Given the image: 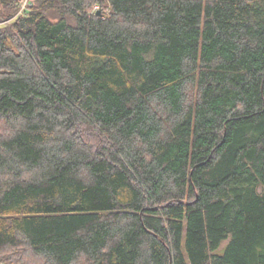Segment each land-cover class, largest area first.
Wrapping results in <instances>:
<instances>
[{"label": "trees", "instance_id": "trees-1", "mask_svg": "<svg viewBox=\"0 0 264 264\" xmlns=\"http://www.w3.org/2000/svg\"><path fill=\"white\" fill-rule=\"evenodd\" d=\"M18 2L0 264H264V0Z\"/></svg>", "mask_w": 264, "mask_h": 264}, {"label": "built area", "instance_id": "built-area-1", "mask_svg": "<svg viewBox=\"0 0 264 264\" xmlns=\"http://www.w3.org/2000/svg\"><path fill=\"white\" fill-rule=\"evenodd\" d=\"M36 0H19L18 5H19V12L18 16L23 14L25 11H28L30 7L34 4ZM9 23L8 21L5 22V24Z\"/></svg>", "mask_w": 264, "mask_h": 264}, {"label": "rangeland", "instance_id": "rangeland-1", "mask_svg": "<svg viewBox=\"0 0 264 264\" xmlns=\"http://www.w3.org/2000/svg\"><path fill=\"white\" fill-rule=\"evenodd\" d=\"M38 0H36L35 2H37Z\"/></svg>", "mask_w": 264, "mask_h": 264}, {"label": "water", "instance_id": "water-1", "mask_svg": "<svg viewBox=\"0 0 264 264\" xmlns=\"http://www.w3.org/2000/svg\"><path fill=\"white\" fill-rule=\"evenodd\" d=\"M100 13V12H99Z\"/></svg>", "mask_w": 264, "mask_h": 264}]
</instances>
